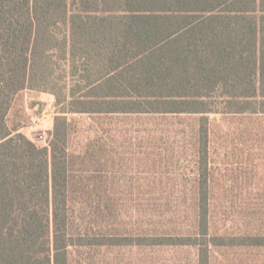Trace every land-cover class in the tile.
I'll use <instances>...</instances> for the list:
<instances>
[{
	"label": "trees",
	"instance_id": "trees-1",
	"mask_svg": "<svg viewBox=\"0 0 264 264\" xmlns=\"http://www.w3.org/2000/svg\"><path fill=\"white\" fill-rule=\"evenodd\" d=\"M23 91L55 99L46 147L8 124ZM74 115L190 119L189 207L144 210L137 232L117 223L91 153L69 150ZM212 115L248 120L264 145V0H0V264H118L123 248H190L212 264L264 249V218L244 230L214 221Z\"/></svg>",
	"mask_w": 264,
	"mask_h": 264
},
{
	"label": "rangeland",
	"instance_id": "rangeland-1",
	"mask_svg": "<svg viewBox=\"0 0 264 264\" xmlns=\"http://www.w3.org/2000/svg\"><path fill=\"white\" fill-rule=\"evenodd\" d=\"M56 112L52 95L23 91L14 100L7 119L10 126L19 125V133L36 146L46 147ZM68 118L73 123L69 150L81 156L87 150L91 153L94 166L91 170L103 177L96 190L111 199L121 226L137 232L144 210L149 213L152 209L157 213L166 208L172 210L177 198L182 199L179 202L184 211L189 207L196 174V147L190 119L174 120L171 115ZM210 118V204L214 221L226 228L244 230L250 228L251 222L264 218V145L260 147L245 135L244 130L252 128L248 120L214 115ZM97 141L99 150L87 149ZM166 200L169 202L165 206ZM154 220L149 222H157ZM181 220L189 222L186 216ZM111 254L118 264H194L195 260V252L190 248H123ZM212 264H264V249L215 252Z\"/></svg>",
	"mask_w": 264,
	"mask_h": 264
}]
</instances>
